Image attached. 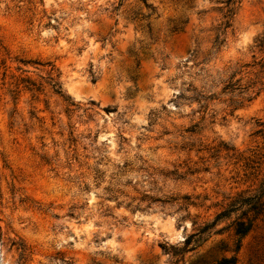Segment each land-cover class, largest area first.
Returning <instances> with one entry per match:
<instances>
[{"label": "rangeland", "instance_id": "rangeland-1", "mask_svg": "<svg viewBox=\"0 0 264 264\" xmlns=\"http://www.w3.org/2000/svg\"><path fill=\"white\" fill-rule=\"evenodd\" d=\"M251 195L264 0H0V264H264Z\"/></svg>", "mask_w": 264, "mask_h": 264}, {"label": "trees", "instance_id": "trees-1", "mask_svg": "<svg viewBox=\"0 0 264 264\" xmlns=\"http://www.w3.org/2000/svg\"><path fill=\"white\" fill-rule=\"evenodd\" d=\"M226 26L229 25L228 21H225ZM242 195V194H239ZM184 199H189L188 197H183ZM260 196L258 195H251V196H245V198L242 196L238 199H233L232 202L229 204V207L231 208V210L226 209L225 212H230L233 211L235 209H240L243 205L246 206V209H243L241 211V215H246V212L248 211H252L253 214L258 215V214H264V201L260 202L259 200ZM189 204L194 205L193 202H188ZM224 213H218L216 215V219L214 220L213 223L210 224H205V226L203 227H198L197 228V232L191 233L189 235H187L184 240L183 243L184 245H187L190 243L192 237L195 234H198L200 232H203L207 227H210L212 224H215L216 220L218 218H220L221 216H223ZM252 220L247 217V218H242L241 216L237 217L235 220L232 221V225H233V234L234 235H242L244 233H246L252 226ZM239 246V239L236 240L235 242V248H238ZM235 256H230V257H221L217 263L219 264H234L235 263Z\"/></svg>", "mask_w": 264, "mask_h": 264}, {"label": "clouds", "instance_id": "clouds-1", "mask_svg": "<svg viewBox=\"0 0 264 264\" xmlns=\"http://www.w3.org/2000/svg\"><path fill=\"white\" fill-rule=\"evenodd\" d=\"M190 228H191V225H190Z\"/></svg>", "mask_w": 264, "mask_h": 264}]
</instances>
